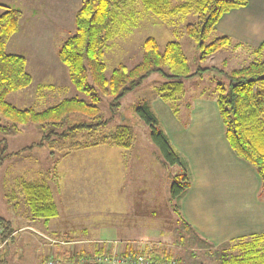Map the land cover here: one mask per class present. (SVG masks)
<instances>
[{"label":"trees","instance_id":"1","mask_svg":"<svg viewBox=\"0 0 264 264\" xmlns=\"http://www.w3.org/2000/svg\"><path fill=\"white\" fill-rule=\"evenodd\" d=\"M139 1L146 11L161 19L193 13L194 19L184 25V32L196 44L202 59L231 45V38L226 34L217 36L210 42L207 39L224 13L248 3V0H183L171 6L170 0ZM119 2L120 0H81L75 12L74 31L57 49V56L66 68L69 82L77 91L85 94L87 100L78 96L65 97L39 111L32 107L18 108L6 100L10 92L27 87L32 77L26 70L25 56L5 50L8 39L19 28L22 11L17 7L0 4L3 7L0 11V133L7 135L18 132L29 125L41 132L38 142L11 152V155L19 154L34 145L51 146L55 143H58L59 148L65 149V152L100 144L129 149L133 145V132L128 124L120 123L109 133L97 134L100 127L105 126L109 120L102 118L99 107L104 98L107 99V106L113 110L118 107L125 94L135 90L152 73H157L164 81L155 87V93L176 114L177 107L171 102L178 101L183 80L206 69L220 70L214 66L199 68L193 72L178 41L169 40L160 45L156 38L147 36L141 44L139 61L131 66L120 63L107 76L104 52L108 41L116 36ZM263 47L264 42L251 49L252 52L259 53ZM222 66H226L225 60L222 61ZM221 71L226 74L228 83L217 82L214 88L225 138L236 156L254 167L264 192V59ZM135 110L148 125L150 139L165 163L178 167V172L172 175L170 201L180 224L191 229L178 207V201L191 182L187 160L173 147L149 104H139ZM0 142L3 143L0 148L2 154L6 150L5 138L0 139ZM16 187L33 218L48 221L58 215L52 189L44 177L34 180L19 179ZM0 224L4 226L5 234L10 232L1 219ZM178 239L182 242L183 235ZM228 243L236 253L222 252L218 264H264V232L234 238ZM129 250L143 254L153 262L173 259L175 264H181V257L166 246L152 245L148 249L137 250L127 248L124 252ZM104 251L102 246L92 253ZM80 253L84 254L85 251ZM56 257L66 261L75 255L60 246Z\"/></svg>","mask_w":264,"mask_h":264},{"label":"rangeland","instance_id":"2","mask_svg":"<svg viewBox=\"0 0 264 264\" xmlns=\"http://www.w3.org/2000/svg\"><path fill=\"white\" fill-rule=\"evenodd\" d=\"M182 1L170 0V4L173 6ZM80 3L81 0L77 4V8ZM0 4H9L7 6L12 5L13 7L17 5V8L21 10L36 8L38 2L37 0H0ZM2 9L3 7L0 6V11ZM117 9L116 36L108 41L104 52L107 76L120 63L131 66L139 61L141 44L147 36L156 38L160 45L169 40L178 41L193 72L203 67L220 68V70L206 69L194 77L183 80V89L178 101L171 102L177 107L176 113H179V117L182 111L185 112V115L188 113L191 98L196 95L214 94V85L217 82L228 83L226 74L221 70L229 71L250 61L264 59V48L261 52L255 53L252 52L249 45L243 43H239L237 47L231 44L204 59L200 58L196 44L184 32V25L194 19L193 13L177 14L161 19L146 11L139 0H120ZM220 35H222L220 31L213 30L207 42ZM54 47H58V45ZM34 48L36 47L34 46ZM12 50L14 49L9 47L6 52ZM51 51L46 54L45 51L24 49L23 53L27 60L26 70L30 73L32 81L27 87L7 94L6 100L9 103L18 108L32 107L39 111L56 104L65 97L78 96L87 100V96L77 91L69 82L66 68L59 60L57 51ZM223 60L226 61L225 67L222 66ZM163 81L162 76L152 73L135 90L125 94L120 99L118 107L113 110L107 106L106 98L99 103L102 118H109V120L105 126L100 127L97 134L109 133L120 123L128 124L132 127L133 132V145L129 149L100 144L65 152V149L59 148L58 143H55L51 146L47 144L34 145L32 148L23 150L29 154L28 158L37 159L36 164L40 166L45 178H53L58 183H63V173L59 175L55 172L56 170L62 172L61 167L66 165L67 172L64 175L70 176L68 182H71L73 187L69 189V194H65L53 186L58 216L51 222L57 224V228L60 229V233L57 234L60 236L51 240L50 243L58 245L59 249L60 246L63 249H69L75 257L61 261L54 255H48L41 260L40 258L46 254L47 250L42 240L33 233L29 240H23L18 235L16 236L15 243L10 248L13 249L12 260H7L4 263L46 264L49 258L61 262H76L80 256L84 258L92 256L94 254L92 252L102 246L104 250L111 248V252H122L126 250L125 242L114 240L116 237L108 236L107 233L102 235L100 233L102 230L106 231L112 227L117 228L124 218V221H127V218L132 215L131 209L134 207L140 208L141 214L139 215L141 216L145 212L142 209H148L145 213L148 218L145 220L152 222L162 231L163 239L157 242L147 239L146 242L138 243L137 248L132 247L133 249H148L152 245L166 246L181 257V264H218L219 255L222 252L236 253L235 249L230 248L228 241L214 245L204 240L203 237L201 238L192 229L181 225L178 214L172 208L170 185L172 175L178 172V167L165 163L150 139L148 125L135 110L137 105L149 104L156 97L158 98L155 87ZM155 115L157 116L156 113ZM40 136V130L33 125L25 126L20 131L7 135L0 133V139L5 138L6 140V150L0 154V207L5 211H9V207L5 204V193L14 187L13 190L17 191L16 184L12 185L13 179L9 176L13 170L9 166V157H12L10 153L35 144L39 141ZM2 145L3 143L0 142V148ZM21 152L13 154V158L16 156L18 159ZM181 155L183 154L181 153ZM12 167L19 173L26 170L16 163H13ZM5 171H7L6 176H4ZM119 181L122 182L120 193ZM7 186L8 190L6 191ZM18 201L20 204L23 203L21 198ZM121 205H125L126 211L120 210L123 207ZM127 208L129 209L127 210ZM130 221L132 220L130 219ZM0 225L4 228L2 224ZM62 230L68 231V236L62 234ZM180 235L184 237L182 242L178 239ZM81 251H85V253L82 254ZM3 252L0 255V264H3ZM154 262L175 264L173 259ZM77 264L91 263L87 261Z\"/></svg>","mask_w":264,"mask_h":264},{"label":"crops","instance_id":"3","mask_svg":"<svg viewBox=\"0 0 264 264\" xmlns=\"http://www.w3.org/2000/svg\"><path fill=\"white\" fill-rule=\"evenodd\" d=\"M37 2L36 8L21 9L19 28L6 43V50L9 47L14 50L7 51L8 53L25 56L24 49H31L48 54L51 50L57 51L61 42L73 33L75 11L80 0ZM216 29L221 34L230 36L232 45L243 43L249 45L250 49L260 46L264 42V0H249L247 6L224 13L216 23L214 30ZM56 45L58 47H54ZM191 99L188 113L185 115L182 111L180 117L179 113L174 114L169 104L160 97L149 102L152 111L160 116L157 118H160L159 122L161 121L171 144L186 157L191 171L190 186L179 200L183 219L197 235L214 245L264 232V192L261 190L260 177L254 167L237 157L229 146L215 93L196 95ZM28 157L29 154L24 151L18 159L16 156L13 158V155L9 157V166L13 168L9 176L13 179V186L19 179L34 180L44 177L40 166L36 164L37 159ZM13 163L26 170L21 173L15 171ZM61 168L62 172L56 170L55 173H63V183H58L53 178H44L52 192L55 186L58 191L69 194L73 184L68 182L70 176L64 175L67 172L66 165ZM6 174L7 171L4 176ZM13 189L5 193V204L9 211L0 207V219L14 234L10 245L3 252L4 262L12 260L13 249L10 248L15 243L16 236L29 240L33 233L42 240L47 250L40 259L48 255L56 256L59 247L50 241L60 236L57 224L51 222L58 215L48 221L33 218L23 201V196ZM121 189L122 182L119 181V193ZM20 198L23 201L21 204L18 201ZM121 206L123 207L120 210L126 211L125 205ZM142 210L145 211L143 216L139 215L140 208L134 207L127 221H124V218L117 228L102 230L100 234L115 236L114 240L127 244L125 249L137 248L138 243L146 242L147 239H152V242L163 239L162 231L152 222L145 220L148 218L145 215L148 209ZM61 233L68 236L66 230Z\"/></svg>","mask_w":264,"mask_h":264},{"label":"built area","instance_id":"4","mask_svg":"<svg viewBox=\"0 0 264 264\" xmlns=\"http://www.w3.org/2000/svg\"><path fill=\"white\" fill-rule=\"evenodd\" d=\"M13 233L5 234L4 228L0 225V255L3 250L9 245ZM111 248L105 249L102 253H94L92 256L84 258L80 256V258L75 261L61 262L57 259L49 258L46 261V264H77L83 262H90L91 264H167L166 262L155 263L151 261L148 257L143 254H139L137 252H132L129 250L128 252H111Z\"/></svg>","mask_w":264,"mask_h":264}]
</instances>
